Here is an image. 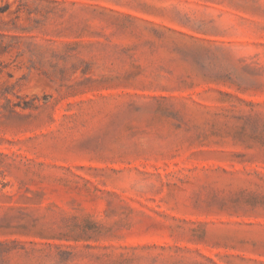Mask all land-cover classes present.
Masks as SVG:
<instances>
[{"label":"rangeland","instance_id":"obj_1","mask_svg":"<svg viewBox=\"0 0 264 264\" xmlns=\"http://www.w3.org/2000/svg\"><path fill=\"white\" fill-rule=\"evenodd\" d=\"M0 264H264V0H0Z\"/></svg>","mask_w":264,"mask_h":264},{"label":"trees","instance_id":"obj_2","mask_svg":"<svg viewBox=\"0 0 264 264\" xmlns=\"http://www.w3.org/2000/svg\"><path fill=\"white\" fill-rule=\"evenodd\" d=\"M13 107H15V106L13 105V106L9 107V108H10V110H12V111H13ZM24 107H25V106H24ZM24 107H23V108H24Z\"/></svg>","mask_w":264,"mask_h":264}]
</instances>
